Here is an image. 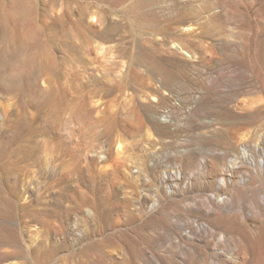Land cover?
Wrapping results in <instances>:
<instances>
[{
    "label": "rangeland",
    "instance_id": "rangeland-1",
    "mask_svg": "<svg viewBox=\"0 0 264 264\" xmlns=\"http://www.w3.org/2000/svg\"><path fill=\"white\" fill-rule=\"evenodd\" d=\"M243 118L264 121V0H0V264H165L211 186L195 151ZM239 231L264 264V219Z\"/></svg>",
    "mask_w": 264,
    "mask_h": 264
},
{
    "label": "bare ground",
    "instance_id": "bare-ground-1",
    "mask_svg": "<svg viewBox=\"0 0 264 264\" xmlns=\"http://www.w3.org/2000/svg\"><path fill=\"white\" fill-rule=\"evenodd\" d=\"M209 81L211 83L216 79L211 78ZM207 108L197 106L191 112L202 119L208 111ZM222 140L226 147H218L216 144L197 148L195 151L200 157V169H206L207 174L213 173L211 186L204 197L193 198L184 204L199 212L202 218H185L186 221L180 223L176 221L179 223L176 228L184 229V233H167V240L162 245L160 243L163 248L161 251L165 254V264H177L176 258L184 264H221L220 260L206 256L201 249L191 250L190 240L206 244L213 254L230 261L231 264H247L249 260L247 242L240 235L239 228L244 224L245 230L254 235L264 219V121L257 123L254 119L243 118L229 122L223 129ZM186 153L183 152V155ZM182 174L180 169L166 170L160 176L162 183H168L173 179L179 180L183 177ZM175 186L168 185L170 193L177 189H174ZM157 204L151 203L150 207L154 208ZM217 219L225 223L226 230L220 231L213 224ZM253 220L255 224L252 226L246 223L249 221L252 224ZM197 255L200 258L195 261ZM158 263L162 264L160 260Z\"/></svg>",
    "mask_w": 264,
    "mask_h": 264
}]
</instances>
